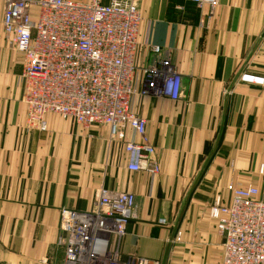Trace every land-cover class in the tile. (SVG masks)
Here are the masks:
<instances>
[{
	"label": "crops",
	"instance_id": "1",
	"mask_svg": "<svg viewBox=\"0 0 264 264\" xmlns=\"http://www.w3.org/2000/svg\"><path fill=\"white\" fill-rule=\"evenodd\" d=\"M137 7L136 67L153 64L150 48L159 46L181 77L179 100L136 101L153 175L127 170L124 143L138 140L128 127L118 140L107 127L84 129L56 115L43 130L27 125L23 57L7 45L0 0V264H62L59 213H89L100 188L135 197L125 235L118 245L111 239L119 261L221 264L210 205L218 196L227 203L230 185L255 187L264 199V84L239 81H264V0H219L210 19L189 0Z\"/></svg>",
	"mask_w": 264,
	"mask_h": 264
},
{
	"label": "built area",
	"instance_id": "2",
	"mask_svg": "<svg viewBox=\"0 0 264 264\" xmlns=\"http://www.w3.org/2000/svg\"><path fill=\"white\" fill-rule=\"evenodd\" d=\"M2 26L10 49L23 57L20 80L27 125L44 129V118L56 115L81 128L104 126L111 139H124L128 127L138 140H126L127 170L156 174L154 148L145 135L146 121L136 111L140 96L181 97V77L162 56L159 46L150 52L155 62L142 69L134 60L141 14L137 0H1ZM213 15L219 0H189ZM241 82L263 80L242 75ZM259 173L264 174V166ZM227 203L218 196L209 217L222 238L221 264H264V199L257 188L230 185ZM131 193L97 191L89 213L62 209L59 245L62 264H159L131 258L119 261L111 239L121 241L134 215ZM163 223V221H160ZM177 234L175 241H179Z\"/></svg>",
	"mask_w": 264,
	"mask_h": 264
},
{
	"label": "rangeland",
	"instance_id": "3",
	"mask_svg": "<svg viewBox=\"0 0 264 264\" xmlns=\"http://www.w3.org/2000/svg\"><path fill=\"white\" fill-rule=\"evenodd\" d=\"M251 84H255V85H263L264 84V81L262 82V83H259V84H257V83H251ZM261 167V166H260ZM260 169V168H259Z\"/></svg>",
	"mask_w": 264,
	"mask_h": 264
}]
</instances>
